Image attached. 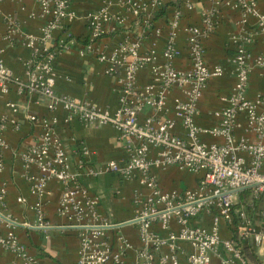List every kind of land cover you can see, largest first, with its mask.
<instances>
[{
  "label": "built area",
  "instance_id": "built-area-1",
  "mask_svg": "<svg viewBox=\"0 0 264 264\" xmlns=\"http://www.w3.org/2000/svg\"><path fill=\"white\" fill-rule=\"evenodd\" d=\"M35 1L45 18L38 39L22 37L16 21L12 17L6 18L4 37L27 46L30 57L25 65L24 79L14 75L0 60V92L7 93L14 85L17 93H35L47 99L51 111L62 106L70 116L83 123L113 126L122 141L125 159L105 161L97 169H87L86 174L93 177L106 172L121 177L137 174L149 193L134 195L137 211L131 222L138 226L141 244L134 247L120 235L112 242L106 231L115 225L100 213L98 198L79 180L84 168L83 159L79 158L72 170L54 130L55 118L30 114L29 121L40 124V133L18 156L26 167L34 166L39 171L38 175H28L30 192L37 198L34 204L36 224L31 226H47L41 200L47 192V182L53 178L62 185L57 212L77 231L76 264H183L182 256L186 264H256L246 260L240 249L242 243H251L259 256L263 255L264 249V209L253 218L244 209V205L253 207V199L264 193V93L253 101L246 97L252 61L264 66V51L254 58L245 47V42L252 41L255 33L248 32L238 40L232 60L235 71L232 92L225 98L227 104L216 112L220 116L219 124L203 130L195 122L196 103L208 79L223 72L220 65L210 66L204 58V40L217 24L218 12L214 7L203 12L199 25L188 28L189 66L186 70L176 69L173 65V59L179 53L174 43V30L180 16L176 12L162 51L164 61L151 66V81L145 86H140L136 79L137 71L150 62V57L138 50L142 37L136 35L120 43L109 55L94 51L92 44L104 33L109 18L100 11L87 19L90 42L84 45L82 52H95L96 58L106 63L105 72L116 75L117 79L118 107L110 112L56 93L57 74L53 60L60 50L55 45H48V41L54 32H66V23L74 14L68 0ZM124 3L132 17L138 19V15L143 14L142 32L150 30L152 24L147 14L160 5L158 0H125ZM223 4L239 9L242 23H246L249 16L256 17L257 33L264 41V13L258 11L256 0H223ZM173 87L184 96V99L176 98L173 105L175 118L185 130L184 137L174 132L175 118L156 117L166 111L167 94ZM143 108L150 109L152 115L140 122L138 113ZM2 127L3 123L0 124V146L3 145ZM241 128L246 135L238 134ZM203 132L219 137L221 141H203L200 139ZM87 154L88 150L83 148L81 157ZM168 166L199 173L196 187L178 193L163 191L152 169ZM244 190L250 191L245 204L239 196ZM17 201L23 199L18 197ZM236 203L242 204L237 208L234 207ZM5 209L6 189L1 187L0 225L6 232L0 234V248L19 256L23 264H40L19 241L16 234L19 223L7 215ZM203 213L210 217L208 226L197 221ZM222 222L230 231L229 237L220 235ZM154 223L163 230L162 234L152 228ZM172 223L177 225V230L171 228ZM129 250H133L130 263L125 258Z\"/></svg>",
  "mask_w": 264,
  "mask_h": 264
},
{
  "label": "crops",
  "instance_id": "crops-1",
  "mask_svg": "<svg viewBox=\"0 0 264 264\" xmlns=\"http://www.w3.org/2000/svg\"><path fill=\"white\" fill-rule=\"evenodd\" d=\"M125 0H68L73 18L66 23V32L56 31L48 45H55L60 51L53 60L56 71L54 89L56 93L67 95L79 102H88L98 108L113 112L118 107V86L116 75L105 72L106 63L96 58L95 52H82L85 41L89 39L87 19L91 15L104 13L109 21L104 26V35L93 42L94 51L111 54L123 42L140 35L139 53L150 57V62L137 71L136 79L140 86L150 83L151 66L164 61L162 51L166 39L171 32V21L179 12L177 28H175L174 43L179 53L173 59L176 69L186 70L189 57L186 49L187 31L190 26L199 25L201 15L214 7L217 13V24L212 33L204 40V58L208 65H220L223 72L213 76L196 103V124L203 130L216 126L220 122V111L226 104L233 88L235 71L233 55L238 40L248 32L255 33L252 41L245 42L246 49L252 57L264 51L262 35L257 33V19L249 16L246 23L241 22V11L223 4V0H158L160 5L153 12L166 4L162 16L152 22L151 29L143 31L142 19L132 17L126 7ZM146 2L148 0H140ZM257 9L264 13V0H256ZM190 7V8H189ZM12 17L18 25L19 35L38 39L45 18L40 13V6L35 0H0V60L14 75L24 79L25 65L30 57V49L21 42L8 41L6 34V18ZM113 28V29H112ZM154 59V61L152 60ZM264 93V66L252 61L248 75L246 97L256 100ZM176 98L184 99L180 90L173 87L167 94L166 111L159 113L157 118H175L173 105ZM48 101L35 93H17L11 86L7 93L0 92V124L3 123L0 146V188L6 189L5 213L17 221L16 234L25 250L36 258L40 264H76L78 250L77 231L70 227L64 216L58 214L57 205L62 192V185L56 179L47 182L46 194L41 200L46 227H32L36 224L35 202L37 198L30 192L29 174L38 175L36 167H26L18 153L21 152L40 133V124L29 121L28 116L34 114L40 118H55L54 130L68 156L70 167L75 170L79 158L84 161V168L79 177L81 184L98 198L100 213L115 226L106 231L110 240L116 236L124 237L128 243L138 247L141 243L138 236V226L131 222L137 211L134 195H147L149 190L140 182L138 175L121 177L113 172L98 176L86 174L87 169H97L108 160H124L126 152L118 136L117 130L109 124H87L70 114L62 106L53 111L47 107ZM152 115V111L143 108L138 113L139 121ZM174 132L184 137L185 130L181 122L175 118ZM244 124V119L241 120ZM239 135H246L244 129H239ZM206 142H220L206 132L200 135ZM88 154L81 157L82 149ZM155 152V151H153ZM163 191L178 193L184 189H193L198 184L200 174L180 169L176 166L153 168ZM21 197L22 202L17 201ZM264 200V199H263ZM197 221L209 225L208 214H201ZM152 228L162 234L157 223ZM171 228L177 230L175 223ZM6 229L0 225V234ZM220 235L230 236V231L222 222ZM189 249V245L186 244ZM257 250V249H256ZM258 254V252H257ZM264 261L263 255L260 256ZM126 261L133 260V250L126 253ZM213 256L212 261L215 262ZM183 264L184 257H180ZM0 264H23L16 254L0 248Z\"/></svg>",
  "mask_w": 264,
  "mask_h": 264
},
{
  "label": "trees",
  "instance_id": "trees-1",
  "mask_svg": "<svg viewBox=\"0 0 264 264\" xmlns=\"http://www.w3.org/2000/svg\"><path fill=\"white\" fill-rule=\"evenodd\" d=\"M165 7H166V4H163L160 7V9H158V10H156L150 14H147L150 18L151 24L154 20H156L157 18H159L160 16L163 15ZM142 16H143V14L140 13L138 15V20H141ZM103 35H104V33L101 34L100 36H103ZM89 42H90L89 39H87L85 41V43H89ZM249 194H250L249 190H244V191L239 193V196L242 199V203L245 204V202L248 201ZM253 200H254V206L253 207H249V206L244 205V209L246 210V212L248 213L250 218H253L255 213H258V212L263 210L259 206L261 204L262 200L261 199H253ZM242 203H236L234 205V207L239 208ZM240 249H241L243 256L246 258V260L255 262L256 264H263L264 263V261H262L261 257L257 254L256 248L251 243H242L240 246Z\"/></svg>",
  "mask_w": 264,
  "mask_h": 264
},
{
  "label": "rangeland",
  "instance_id": "rangeland-1",
  "mask_svg": "<svg viewBox=\"0 0 264 264\" xmlns=\"http://www.w3.org/2000/svg\"><path fill=\"white\" fill-rule=\"evenodd\" d=\"M258 199H261V204L259 205L262 209H264V193L258 198Z\"/></svg>",
  "mask_w": 264,
  "mask_h": 264
}]
</instances>
